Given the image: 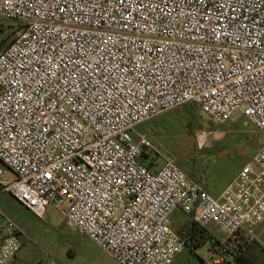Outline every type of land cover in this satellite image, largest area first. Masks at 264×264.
I'll return each instance as SVG.
<instances>
[{
    "label": "built area",
    "instance_id": "2783aa9c",
    "mask_svg": "<svg viewBox=\"0 0 264 264\" xmlns=\"http://www.w3.org/2000/svg\"><path fill=\"white\" fill-rule=\"evenodd\" d=\"M0 193L48 207L116 264H171L181 210L239 264L264 221V142L218 197L137 127L186 104L264 137V0H0ZM144 158H147L143 160ZM26 237L0 210V264Z\"/></svg>",
    "mask_w": 264,
    "mask_h": 264
},
{
    "label": "rangeland",
    "instance_id": "374dc122",
    "mask_svg": "<svg viewBox=\"0 0 264 264\" xmlns=\"http://www.w3.org/2000/svg\"><path fill=\"white\" fill-rule=\"evenodd\" d=\"M19 32L17 22L0 21L2 50ZM137 130L146 134L160 150L161 155L151 162V168L160 164L163 157L171 158L190 179L201 177L215 190L227 186L264 142L263 135L239 112L217 125L190 104L152 118ZM0 169H3L1 163ZM0 210L17 222L27 236L19 259L10 264H88L90 257L98 255L99 248L67 224L62 214L52 207L46 209L42 218H37L9 194L0 193ZM207 230L214 239L222 238L215 227L209 226ZM256 234V241L264 245V231ZM216 246L208 240L196 250L184 248L175 256L173 264H215L219 258ZM256 254L257 264H264L262 253Z\"/></svg>",
    "mask_w": 264,
    "mask_h": 264
},
{
    "label": "trees",
    "instance_id": "16d2710c",
    "mask_svg": "<svg viewBox=\"0 0 264 264\" xmlns=\"http://www.w3.org/2000/svg\"><path fill=\"white\" fill-rule=\"evenodd\" d=\"M1 44L2 43H0V50L3 48ZM175 232L185 241L186 248H189L190 250H196L200 248L208 240L213 243L214 246L218 242L216 239H214L213 235L208 233L206 228H202L190 220ZM256 252L262 253L264 258V249L261 248L256 241H254L244 250L240 256L238 261L239 264H257Z\"/></svg>",
    "mask_w": 264,
    "mask_h": 264
},
{
    "label": "crops",
    "instance_id": "0c3cea01",
    "mask_svg": "<svg viewBox=\"0 0 264 264\" xmlns=\"http://www.w3.org/2000/svg\"><path fill=\"white\" fill-rule=\"evenodd\" d=\"M234 179V178H233ZM192 180L193 181H195V182H197V183H199L210 195H212V196H214V197H218L221 193H222V191L224 190V188L226 187H223V188H220V189H217V190H215V188H213V187H211V186H209L208 184V182H205V181H203L202 180V178L200 177V180H194V178H192ZM211 188H213V189H211ZM212 190V191H211ZM9 218V217H8ZM189 221V219H188V217L181 211V210H176L174 213H173V215L171 216V218H170V226L172 225V226H174L175 228H177L178 230L186 223V222H188ZM17 226H18V228L23 232V230H22V228L17 224V222H15V221H13ZM172 228V227H171ZM261 229V230H260ZM175 231V230H174ZM257 231H261V232H263L264 231V221L258 226V228H257ZM23 234H24V232H23ZM25 235V234H24ZM260 235H261V233H260ZM26 237V239H25V241H23V243H22V246H21V248H20V250H19V252H18V254L16 255V257L14 258V260L13 261H15L16 259H19V256L22 254V252H23V247H24V244H25V242L27 241V236H25ZM257 243L259 242V241H256ZM92 243V242H91ZM93 244V243H92ZM94 245V244H93ZM258 245L261 247V248H263L264 249V247H262L261 245H263V242H262V244H261V242L260 243H258ZM94 246H96V245H94ZM264 246V245H263ZM98 248V247H97ZM191 251V250H190ZM257 253V252H256ZM257 255V254H256ZM216 261V260H215ZM215 261H214V263H215ZM11 263H13V262H11ZM191 264H192V262H190ZM83 264V263H82ZM87 264V263H86ZM88 264H116L112 259H111V257L108 255V254H106V253H104L103 251H101L100 249L98 250V255L96 254V255H94L93 257H90V259L88 260ZM171 264H173V262L171 263ZM178 264H182V263H178Z\"/></svg>",
    "mask_w": 264,
    "mask_h": 264
}]
</instances>
